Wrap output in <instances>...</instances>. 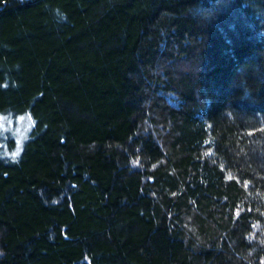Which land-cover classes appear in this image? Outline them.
Segmentation results:
<instances>
[{"label":"trees","instance_id":"obj_1","mask_svg":"<svg viewBox=\"0 0 264 264\" xmlns=\"http://www.w3.org/2000/svg\"><path fill=\"white\" fill-rule=\"evenodd\" d=\"M0 264H264V0H0Z\"/></svg>","mask_w":264,"mask_h":264}]
</instances>
